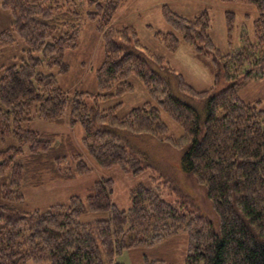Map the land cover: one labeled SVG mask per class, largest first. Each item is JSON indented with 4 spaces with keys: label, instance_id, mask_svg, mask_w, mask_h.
Instances as JSON below:
<instances>
[{
    "label": "trees",
    "instance_id": "1",
    "mask_svg": "<svg viewBox=\"0 0 264 264\" xmlns=\"http://www.w3.org/2000/svg\"><path fill=\"white\" fill-rule=\"evenodd\" d=\"M126 1L0 0L13 15L11 28L0 32V52L19 39L27 46L22 63L0 76V176H7L0 202V264H124L118 261L124 251L154 248L179 233L188 240L184 264H264V102L246 101L238 92L241 81L264 76V0H221L257 11L253 32L243 31V44L229 53L213 42L207 10L189 19L162 6L169 31L156 37L170 53L184 42L199 56L212 57L214 85L227 83L221 90L196 88L142 43L135 26L114 25ZM225 18L231 43L236 13L228 10ZM88 21L103 39L98 91L71 97L52 70H70L65 52L79 47ZM131 76L141 80L151 101L124 116L117 113L121 101L103 110L101 101L134 91ZM165 113L182 130L178 136L170 132ZM36 119L80 125L82 147L97 165L136 176L158 167L133 138L151 136L180 150L181 169L203 188L212 215L163 172L154 179L177 195L173 201L159 184H138L130 190V207L120 209L113 200L114 180L102 177L85 197L72 195L45 210L19 208L25 189L93 171L70 134L30 128ZM88 212L109 217L82 221Z\"/></svg>",
    "mask_w": 264,
    "mask_h": 264
},
{
    "label": "rangeland",
    "instance_id": "2",
    "mask_svg": "<svg viewBox=\"0 0 264 264\" xmlns=\"http://www.w3.org/2000/svg\"><path fill=\"white\" fill-rule=\"evenodd\" d=\"M164 4L170 5L175 12L189 19H193L204 10H207L211 17V37L222 53L232 52L243 44L241 37L243 31L248 34L253 32L252 21L257 15L256 9L247 5L227 4L221 0H129L127 4L121 6L113 21L116 26H135L142 43L154 53L165 56L170 65L178 72H181L196 88L204 89L214 86L215 90H221L226 87L227 83L224 79L214 85L216 69L212 57L199 56L191 45L184 42L181 43L175 53H170L156 37V32L169 31V26L162 14V6ZM228 10L236 13V28L231 43L228 39L225 18V12ZM12 21L13 15L11 11L4 9L0 4V32L11 28ZM26 49V43L19 39L13 45L5 47L0 52V76L7 67L22 63ZM103 56L102 33L98 31L94 22L88 21L83 24L79 47L65 52V61L69 63L70 70L67 73L59 74L58 69L55 68L52 72L57 76L60 86L71 97L77 91L97 92L95 72L101 64ZM41 70L45 73H50V69L46 66L42 67ZM129 81L134 85L133 92L122 97L101 101L100 107L103 110H108L121 101L122 105L117 113L119 116H124L133 108L140 107L151 101L147 89L137 76H131ZM238 92L246 101L262 100L264 102V76L260 79L252 78L248 81H241ZM163 118L169 125L170 132L175 134V136L182 132L179 125L168 114L165 113ZM30 128L38 131L70 134L74 144L83 151L85 159L93 168V171L89 175L77 176L68 181H56L43 187L27 188L25 189V201L17 205L19 208L28 211L34 209L45 210L54 203H67L72 195L85 197L89 186L95 180L108 177L112 178L115 183L114 203L120 209H128L130 207V190L138 184L157 186L161 179L155 180L154 177L158 173L163 172L166 178L178 187L181 192L193 196L206 213H212L210 202L203 188L192 176L182 171L181 151L163 144L151 136L135 137L132 141L136 147L150 154L152 161L158 168L155 171H147L136 176L117 167L106 169L97 165L82 147L83 129L80 125L72 128L67 123L55 124L36 119L30 124ZM6 181L7 176H0V202L2 201L3 184ZM159 185L163 187L161 183ZM163 195L170 201L177 197L168 187H163ZM108 217L109 212H88L81 217V220L92 222ZM187 243V235L179 233L154 248L126 250L118 257V261L124 264H146V260H159L163 261L162 264H184ZM30 264L50 263H35L31 261Z\"/></svg>",
    "mask_w": 264,
    "mask_h": 264
},
{
    "label": "crops",
    "instance_id": "3",
    "mask_svg": "<svg viewBox=\"0 0 264 264\" xmlns=\"http://www.w3.org/2000/svg\"><path fill=\"white\" fill-rule=\"evenodd\" d=\"M128 1H129V0H127L125 4H127Z\"/></svg>",
    "mask_w": 264,
    "mask_h": 264
}]
</instances>
